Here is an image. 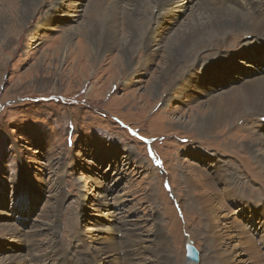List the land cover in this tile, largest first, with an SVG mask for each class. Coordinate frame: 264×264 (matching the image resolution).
<instances>
[{"label": "rangeland", "instance_id": "1", "mask_svg": "<svg viewBox=\"0 0 264 264\" xmlns=\"http://www.w3.org/2000/svg\"><path fill=\"white\" fill-rule=\"evenodd\" d=\"M212 1L176 2L156 27L148 25L154 35L146 38L147 49L123 13L134 0H0V264L19 259L83 264L77 257L56 258L53 244L63 252L88 251L96 264H111L109 239L121 246L138 243L141 263L159 264L151 251L158 228L170 244L173 264L188 263V243L199 251L197 264H259L260 242L250 235L249 211L264 210V171L256 172L261 164L248 144L264 149V116L223 107L231 118L212 134L192 118L199 104L259 76L250 72L257 61L248 49L264 47V40L230 36L204 52L197 67L181 64L178 82L163 78L171 85L160 92L163 101L153 89L152 81H159L166 67L156 50L178 38L200 8L209 12ZM26 5L34 14L24 19L20 7ZM102 22L109 26L111 44L105 53L88 47L89 32L79 28L98 24L96 34L103 39ZM133 28L139 31L138 25ZM82 46L91 50L83 58ZM125 48L135 53L134 69L151 51L150 62L136 72L124 60L116 67L111 59ZM187 77L186 91L171 97V88ZM186 162L223 173L215 180L218 194L209 195L213 206H222L218 216L207 219L192 207L206 191L184 182ZM231 189L236 194L227 197ZM21 204L28 207L24 214ZM262 218L257 221L264 231ZM112 225L119 228L115 233Z\"/></svg>", "mask_w": 264, "mask_h": 264}, {"label": "bare ground", "instance_id": "2", "mask_svg": "<svg viewBox=\"0 0 264 264\" xmlns=\"http://www.w3.org/2000/svg\"><path fill=\"white\" fill-rule=\"evenodd\" d=\"M178 1L180 0H134L135 5L132 6L130 10L123 11V13L125 14V18L127 20V24L132 25V29H133L132 35L138 34L140 39L142 40L141 42L142 47L150 49V47H148V45L150 44L149 43L150 41L146 40V38L148 36L154 35V33L151 32L150 27L148 28V25L154 23L156 27L158 23L157 20L163 19L165 14L170 12L169 8ZM186 2L191 3L193 2V0H186ZM152 4H154V6L159 5V8L155 7V8H152L153 10H151ZM118 5L119 4L114 3L113 9L118 10L117 9L119 7ZM142 6L146 8V13L144 10H142L143 9ZM209 7H210L209 12H208V9L205 7L200 8L198 15H195L194 22L191 24H188L182 32L178 33L177 34L178 38L174 40H169L164 46L162 47L160 46L156 50L159 53L161 52L163 54L164 61L166 62V67L165 69L162 70L161 76L159 77V81L157 82L152 81L154 82L153 89L155 93L159 95L160 101H163L164 99V97H162V94L160 92H162L163 89H165L164 91H167L171 86L168 84H164L162 82L163 78H167L169 81V84L172 83L173 80H175V82H178L176 79V76L179 75L180 71L184 69V67H181V64H186L190 67H193V66L197 67L199 64L198 61L200 60L201 55L204 52L216 50L217 48L221 47L224 43H226L227 38L229 39L230 36H233V35L238 38H243L244 36H251L253 39L260 38V40H264V0H228L227 4L223 0H213L210 3ZM20 8H21V12H20L21 18L25 19L28 16L34 14V10H31L29 6L27 5L24 8L23 7H20ZM138 9H139V12L137 13ZM155 10H159V12H156ZM133 11H134V14H133ZM95 12H96L95 10L92 11L93 16H91V18H94ZM147 15L149 17H147ZM116 19L117 18L114 15L113 20L115 21ZM139 20H143V21H139ZM133 25H138L139 31H135L133 28ZM100 26L102 27V31L104 32L103 39L101 37H97L96 32L98 31V29L101 30L98 24H95L92 27H89L87 25H82L79 28L80 29L83 28V31L85 33L89 32L88 33L89 34L88 47H90V45H93L95 51L103 50L105 53L106 51H109L111 49V46H110L111 44L109 43V39H108L109 26L107 27L106 22H102ZM237 31H240L242 34H235V33H238ZM250 44H254V43H250ZM88 47L87 46L81 47L79 54L82 58L85 57V54L87 52L91 51ZM123 52L124 53L121 57L112 58L111 59L112 62L114 63L115 66L116 65L119 66L120 63L124 60L126 63L127 69H132L135 72L143 69V67L146 66L150 62L151 59L149 57L152 56L150 54L151 52L150 51L147 54L148 56L147 59H144L142 63L139 64V67L134 69V66H136V61H135L136 59L134 58L135 53L131 51L129 48H125ZM213 58L215 59L216 56H214ZM245 62L250 63V60L245 59ZM132 74H133L132 76H135L136 73L134 74L132 72ZM189 77H187V80L181 81L182 82L181 85L177 83L179 87L173 85L174 87H177V88H171L172 90L169 91L171 94V97L174 96L172 95L173 93L179 94L180 96V94L184 92L186 87L189 85L188 83ZM239 87H240L239 89H236L237 86L234 87L232 91H228V93L222 96H219L216 94L217 96H213L212 98H210L207 101V103L199 104L197 108H195L196 114L192 118L194 119L193 123L195 125L197 124V126L202 131L210 132L212 134L215 130L220 128V126L226 123V119L231 118V117H228V118L226 117V114H228L227 111L225 112L221 110V108L226 107V106L234 107V108L237 107L238 109L248 108L249 112L258 113L260 114V116H264V75L262 76L259 75L258 77L245 79L244 81L241 82ZM202 115H204V117H202ZM201 145L203 146V144ZM257 146H258L257 144L250 143L248 144V149L251 152V154L256 156L258 163L261 164V166L259 165L260 166L259 169L258 168L256 169V172L257 170L258 171L260 170V172H263L264 171V149H261V150L257 149ZM198 154H199V151L196 152L195 154H191L190 156L194 157V156H198ZM203 160L209 161V158L206 155H203ZM186 163H187L186 167L183 163L181 164L182 170L184 171V173H186L185 177L182 178L184 182L189 183L192 186L199 188L198 189L199 191L200 189H204L206 191L204 192V194H202V196L199 199L197 198L196 202L192 203L193 205L192 207L198 210L202 209V211L206 213L205 216L207 219L211 218V215L213 214L215 217L218 216L217 215V213L219 212L218 210L221 211L222 206L221 207L213 206L214 205L213 203L215 202V198L213 197L214 199L213 198L211 199L209 195L211 193L213 195L218 194L215 188L216 187L215 180L217 181L220 175H222L221 179H223L224 178L223 173L222 172L217 173V171H215L214 173H210L206 170V168L203 169L201 165L199 167L196 164H192L191 162L190 163L186 162ZM186 168H189L191 172L185 170ZM192 174L196 176L195 178V180L197 179L196 182H193L194 179L192 180ZM235 194H236V191L231 189L227 197H229L230 195L235 196ZM257 200H261V199H257ZM250 210L251 211H249V214L250 212L253 214H256V213L263 214L264 212V210L262 212V210L258 211V209L256 210L254 208H250ZM251 219L254 222V219L252 217ZM120 223L126 224L124 220L120 221ZM251 226L253 227V223ZM110 228L114 233L117 231V229H119L118 227L114 228L113 225ZM126 229H129V228H124V231ZM119 232L120 230L117 233ZM130 232L133 233V230H131ZM157 234L158 235L161 234V236L158 237L157 235V237H155V239L153 240V244H151L152 245L151 251L156 253L159 264H173L172 262H174L173 260L174 255L170 247V244L167 241L166 236L162 233V230L160 228L157 229ZM250 235L254 238L252 234ZM120 236L121 234L118 235V237ZM254 240L257 241L255 238ZM248 241H250L252 244L249 243ZM116 242L117 241L114 242V239H109V241L106 242V246H105V248L107 249L106 253L110 254L111 257L115 258L114 260H112L111 264H142L141 261L143 259L144 254L139 251L138 243H128V245L126 246H121L123 244L120 245ZM247 243L250 249H254L255 243L250 238H248V236H247ZM53 245H54L53 252L55 253L56 258L59 255L63 257L67 256L65 258L71 257L69 259H72V260L74 257H77L80 262H83V264H96L93 257L91 256L89 257L87 255L88 251L82 252V250H78L77 248L73 247L74 253H70L68 251L63 252L62 251L63 249L61 250L60 248L55 246V244ZM83 246H84V243L82 241L81 247ZM258 248L261 249L260 252L262 256L260 257V259H257V261L259 262V264H264L263 247L261 244H259ZM254 256L255 255L252 254V260H254ZM58 258H61V257H58ZM187 262H188L187 264H197V262H194L191 260H188ZM184 263L182 262V264ZM18 264H26V262L19 259ZM57 264H58V259H57ZM176 264H181V263L177 261ZM230 264L232 263L230 262Z\"/></svg>", "mask_w": 264, "mask_h": 264}, {"label": "water", "instance_id": "3", "mask_svg": "<svg viewBox=\"0 0 264 264\" xmlns=\"http://www.w3.org/2000/svg\"><path fill=\"white\" fill-rule=\"evenodd\" d=\"M187 249V258L191 261L198 262L200 258L199 251L192 243H188L186 246Z\"/></svg>", "mask_w": 264, "mask_h": 264}]
</instances>
